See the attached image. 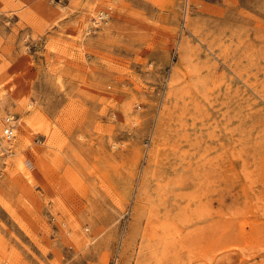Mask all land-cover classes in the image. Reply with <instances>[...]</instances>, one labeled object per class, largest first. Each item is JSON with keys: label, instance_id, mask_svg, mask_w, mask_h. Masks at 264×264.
<instances>
[{"label": "rangeland", "instance_id": "1", "mask_svg": "<svg viewBox=\"0 0 264 264\" xmlns=\"http://www.w3.org/2000/svg\"><path fill=\"white\" fill-rule=\"evenodd\" d=\"M0 264H264V0H0Z\"/></svg>", "mask_w": 264, "mask_h": 264}, {"label": "built area", "instance_id": "2", "mask_svg": "<svg viewBox=\"0 0 264 264\" xmlns=\"http://www.w3.org/2000/svg\"><path fill=\"white\" fill-rule=\"evenodd\" d=\"M8 120H6V128L4 129V135L6 137L11 136L12 131L15 127V123H14V118L13 117H9L7 118Z\"/></svg>", "mask_w": 264, "mask_h": 264}, {"label": "bare ground", "instance_id": "3", "mask_svg": "<svg viewBox=\"0 0 264 264\" xmlns=\"http://www.w3.org/2000/svg\"><path fill=\"white\" fill-rule=\"evenodd\" d=\"M6 120H8V119H6ZM168 226V225H167Z\"/></svg>", "mask_w": 264, "mask_h": 264}]
</instances>
